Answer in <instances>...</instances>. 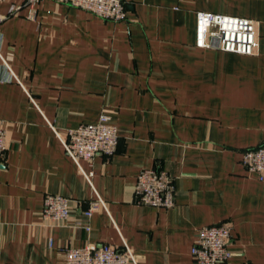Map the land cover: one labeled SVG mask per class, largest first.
Masks as SVG:
<instances>
[{
    "label": "crops",
    "instance_id": "obj_1",
    "mask_svg": "<svg viewBox=\"0 0 264 264\" xmlns=\"http://www.w3.org/2000/svg\"><path fill=\"white\" fill-rule=\"evenodd\" d=\"M124 3L126 18L111 21L55 0L31 19L24 0L0 1V264H66L67 248L124 243L138 264H200L199 230L223 221L232 254L217 264H264V179L241 162L264 143V0ZM200 10L256 20L258 51L197 47ZM104 112L118 147L82 161L86 177L56 131ZM145 168L175 178L174 207L136 203ZM47 194L72 200L66 221L44 219Z\"/></svg>",
    "mask_w": 264,
    "mask_h": 264
},
{
    "label": "built area",
    "instance_id": "obj_2",
    "mask_svg": "<svg viewBox=\"0 0 264 264\" xmlns=\"http://www.w3.org/2000/svg\"><path fill=\"white\" fill-rule=\"evenodd\" d=\"M5 1V0H0ZM42 0H24L31 7L29 18L35 19L34 7ZM90 11L95 15L111 21L126 18L124 0H55ZM18 8L12 6L10 14H16ZM1 20V18H0ZM196 45L202 48H217L227 52L252 55L259 49L257 38V21L243 16H236L212 11L200 10L196 16ZM66 152L78 165L86 177L82 166L85 161L93 166L98 154L113 155L118 147V129L111 123L107 113H102L96 123L82 124L67 130L62 136L57 132ZM6 130L0 123V159L5 158L8 143ZM243 166L264 179V143L244 150L241 160ZM175 178L160 168L142 169L137 177L135 201L140 205L172 208L175 205ZM103 205L99 198L90 203L84 214L90 218ZM72 200L60 194H47L44 198L42 216L54 223L66 221L72 212ZM78 224L90 229L89 224L78 220ZM233 226L230 221L203 226L194 241L191 253L200 264H217L231 257L229 243L232 239ZM52 244V238L49 239ZM66 264H138L131 248L124 243L122 249L110 244L97 246L88 244L83 247H70L65 251Z\"/></svg>",
    "mask_w": 264,
    "mask_h": 264
}]
</instances>
